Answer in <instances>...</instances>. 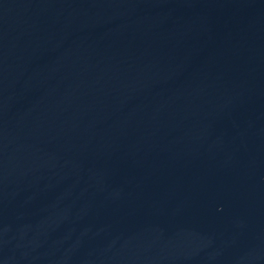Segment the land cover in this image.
<instances>
[{
	"label": "water",
	"instance_id": "water-1",
	"mask_svg": "<svg viewBox=\"0 0 264 264\" xmlns=\"http://www.w3.org/2000/svg\"><path fill=\"white\" fill-rule=\"evenodd\" d=\"M0 264H264V0H0Z\"/></svg>",
	"mask_w": 264,
	"mask_h": 264
}]
</instances>
